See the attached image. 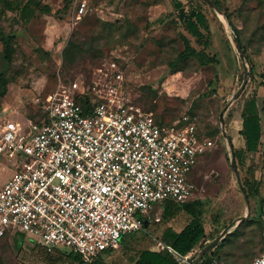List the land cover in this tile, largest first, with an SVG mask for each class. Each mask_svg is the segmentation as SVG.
Here are the masks:
<instances>
[{
	"label": "rangeland",
	"instance_id": "374dc122",
	"mask_svg": "<svg viewBox=\"0 0 264 264\" xmlns=\"http://www.w3.org/2000/svg\"><path fill=\"white\" fill-rule=\"evenodd\" d=\"M8 1L14 9L6 7ZM24 1L0 0V31L13 35L14 47L9 60L0 39L1 115L20 119L31 114L48 93L78 77L90 81L114 60L129 99L165 122L190 114L201 134L213 141L191 174L190 199L169 200L172 213L165 218L160 214L168 201L156 202L146 213L150 226L126 234L115 251L88 264H135L145 248L164 251L159 241H171L165 232L193 217L183 208L189 202H196L195 215L205 227L189 254H197L231 226L211 252L229 264H251L264 251V0H210L215 5L208 0H85L87 11L80 16L78 0H34L50 5L51 11L36 10L28 22L16 8ZM178 3L186 11L204 12L209 30L201 28L203 38L187 30ZM183 36L213 60L184 53ZM237 36L247 58L240 54ZM75 46L81 54L66 60L65 49ZM252 98L259 106L261 138L257 150L248 151L241 129L244 107ZM224 129L234 146L237 171ZM15 168L0 161V187ZM76 254L19 233H8L0 242V264H85Z\"/></svg>",
	"mask_w": 264,
	"mask_h": 264
},
{
	"label": "built area",
	"instance_id": "2783aa9c",
	"mask_svg": "<svg viewBox=\"0 0 264 264\" xmlns=\"http://www.w3.org/2000/svg\"><path fill=\"white\" fill-rule=\"evenodd\" d=\"M75 8L80 16L87 2ZM124 81L109 60L94 79L48 93L31 114H0V161L16 166L0 187V242L19 233L95 263L143 229L156 202L190 199L191 174L213 141L190 114L159 120L128 98ZM159 246L180 264L196 255ZM194 264L229 263L210 252ZM251 264H264V251Z\"/></svg>",
	"mask_w": 264,
	"mask_h": 264
},
{
	"label": "trees",
	"instance_id": "16d2710c",
	"mask_svg": "<svg viewBox=\"0 0 264 264\" xmlns=\"http://www.w3.org/2000/svg\"><path fill=\"white\" fill-rule=\"evenodd\" d=\"M8 9H14L13 2L8 1L6 4ZM16 8H20L21 18L28 22L34 16L36 10L50 12L51 7L48 4L41 2H35L34 0H26L23 3L17 4ZM178 8L180 9L179 15L185 21L187 30L199 39L205 36L201 28L209 30V25L207 22L206 15L201 10L191 9L186 11L182 8V4L178 3ZM1 18V16H0ZM237 29V28H236ZM0 39L3 43V52L7 59H11L14 52V47L12 44L13 35L6 34L0 31ZM183 42L185 44L184 53L191 54L197 57L199 60L213 58L207 56L204 52L197 50L190 43V40L183 36ZM207 43V42H206ZM81 54L78 46L74 48L65 49L64 58L68 61H72L76 56ZM251 61V58L249 57ZM241 134L245 138L246 150L255 151L259 145L261 138V118L259 113V107L256 99L252 98L244 107L243 111V124L241 129ZM195 205L196 202H189L184 204L183 208L191 213L193 217L189 222L179 231L174 232L167 230L165 235L171 239L170 245L175 249L180 255L189 254L193 248L200 242V240L205 235V227L203 223L195 215ZM172 213V203L168 201L163 209V217H168ZM215 255V254H213ZM217 256V255H216ZM219 258V256H217ZM81 256L77 253L75 259L80 262ZM220 259V258H219ZM135 264H180L178 260L173 256V254L165 249L164 251L155 250L150 248L143 249Z\"/></svg>",
	"mask_w": 264,
	"mask_h": 264
},
{
	"label": "water",
	"instance_id": "95a60500",
	"mask_svg": "<svg viewBox=\"0 0 264 264\" xmlns=\"http://www.w3.org/2000/svg\"><path fill=\"white\" fill-rule=\"evenodd\" d=\"M209 2H211L210 0H208ZM211 4L212 5H215L213 2H211ZM237 45H238V48H239V50H240V54L242 55V56H244L245 58H247V54H246V52L243 50V48H242V46H241V42H240V40H239V36H237ZM250 71H252V68L250 67V70L249 71H246V73H245V79H244V82H243V84H242V86H241V89H240V91L239 92H241L243 89H244V87H245V84H246V80H247V78H248V76H249V72ZM239 92H237V94L234 96V98H236L237 96H238V94H239ZM220 120H221V122L223 121V114H221V116H220ZM223 133H224V135L228 138V140H229V144H230V148H231V150H232V159H231V165H232V168H233V170H235V171H237V164H236V154H235V150H234V148H233V145H232V142H231V137L229 136V134L227 133V131L224 129L223 130ZM238 174V173H237ZM238 176V178H239V175H237ZM239 182H241L240 181V178H239ZM245 196H246V198H247V200L249 199V197H248V194H247V192H245ZM249 216V214L248 215H244V216H242L239 220H242V219H244V218H247ZM231 226H229L228 228H225L222 232H221V234L218 236V237H216L212 242H210L204 249H201L195 256H194V258H192L191 260H190V262L189 263H186V264H194V263H196L199 259H201L202 257H204V256H206V255H208L210 252H211V249H213L214 247H216L217 246V243L225 236V234L226 233H228L229 232V228H230Z\"/></svg>",
	"mask_w": 264,
	"mask_h": 264
},
{
	"label": "crops",
	"instance_id": "0c3cea01",
	"mask_svg": "<svg viewBox=\"0 0 264 264\" xmlns=\"http://www.w3.org/2000/svg\"><path fill=\"white\" fill-rule=\"evenodd\" d=\"M258 104V103H257ZM259 107V106H258ZM167 201H169V200H167ZM160 215H163V210H162V212H161V214ZM148 216V215H147ZM159 220V215H158V218H156V221H158ZM150 220L147 218L146 219V217H145V225L146 226H150L149 224H148V222H149ZM189 221H187L182 227H180V228H176V225H175V227H173L172 229L175 231V232H179L187 223H188ZM123 239V238H122ZM122 242V241H121ZM121 244V243H120ZM110 250V249H109ZM113 251H115V249H112ZM107 251V250H106ZM105 251V252H106ZM104 253V252H103Z\"/></svg>",
	"mask_w": 264,
	"mask_h": 264
},
{
	"label": "bare ground",
	"instance_id": "6f19581e",
	"mask_svg": "<svg viewBox=\"0 0 264 264\" xmlns=\"http://www.w3.org/2000/svg\"><path fill=\"white\" fill-rule=\"evenodd\" d=\"M231 142H232V140H231ZM230 145V144H229ZM232 145H233V143H232ZM233 148H234V146H233Z\"/></svg>",
	"mask_w": 264,
	"mask_h": 264
}]
</instances>
